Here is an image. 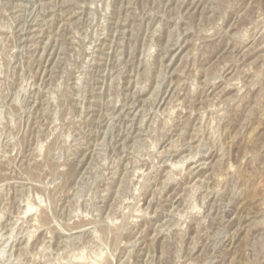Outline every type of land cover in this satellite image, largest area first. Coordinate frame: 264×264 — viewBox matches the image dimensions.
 I'll use <instances>...</instances> for the list:
<instances>
[{"label":"rangeland","instance_id":"obj_1","mask_svg":"<svg viewBox=\"0 0 264 264\" xmlns=\"http://www.w3.org/2000/svg\"><path fill=\"white\" fill-rule=\"evenodd\" d=\"M3 246L264 264V0H0Z\"/></svg>","mask_w":264,"mask_h":264},{"label":"bare ground","instance_id":"obj_2","mask_svg":"<svg viewBox=\"0 0 264 264\" xmlns=\"http://www.w3.org/2000/svg\"><path fill=\"white\" fill-rule=\"evenodd\" d=\"M42 12H43V11H42ZM173 166H174V165H172V167H173ZM174 167H175V166H174ZM194 171H195V170H194ZM197 173H198V172H197ZM34 206H35L34 204H33V206H32V205H31V206L28 205L27 210H26L25 212L27 213V212H31V211L35 210V209H34ZM35 207H36V206H35ZM36 208H37V207H36ZM25 212H24V214H26ZM30 214H31V213H30ZM26 215H27V214H26ZM34 217H37V216H34ZM13 227H14V226H13ZM12 229H13V228H12ZM11 231H12V230H11ZM11 233L13 234V231L10 232V234H9L10 236H7V237H8V240H10L12 237H14V235L12 236ZM2 236H3V235H2ZM9 242H10V241H9ZM4 243H7V245H8V241H6V242H4ZM7 245H6V246H7ZM6 246H5V247L3 246V248L0 250V254H1V253H2V254L5 253L4 251L7 249ZM5 248H6V249H5ZM2 254H1V255H2ZM4 255H5V254H4ZM2 256H3V255H2Z\"/></svg>","mask_w":264,"mask_h":264}]
</instances>
